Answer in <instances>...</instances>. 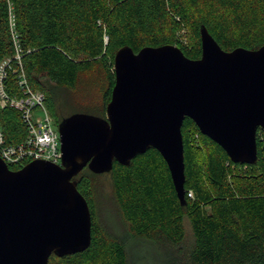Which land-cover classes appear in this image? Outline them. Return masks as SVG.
<instances>
[{"label": "trees", "instance_id": "obj_1", "mask_svg": "<svg viewBox=\"0 0 264 264\" xmlns=\"http://www.w3.org/2000/svg\"><path fill=\"white\" fill-rule=\"evenodd\" d=\"M200 26L223 51L256 50L264 46V0H0V64L11 59L6 92L22 95L20 67L12 59L13 36L28 87L43 94L46 110L59 124L71 114L57 117L58 90L99 89L104 111L120 48L137 53L144 47L174 45L196 60L201 56ZM181 31L187 34L185 43L178 41ZM0 130L7 144L26 136L20 113L12 108H0ZM181 135L184 206L153 148L127 166L114 162L107 173L126 232L163 252L164 264H264V133H256L254 165L232 163L188 118ZM95 176L84 168L73 178L91 213L89 247L62 258L51 255L48 264L51 259L60 264H133L123 242L96 223L90 193Z\"/></svg>", "mask_w": 264, "mask_h": 264}, {"label": "water", "instance_id": "obj_2", "mask_svg": "<svg viewBox=\"0 0 264 264\" xmlns=\"http://www.w3.org/2000/svg\"><path fill=\"white\" fill-rule=\"evenodd\" d=\"M201 56L174 45L120 48L105 118L74 113L57 125L60 165L35 160L13 171L0 158V264H48L85 251L91 242L88 202L73 180L84 168L107 174L155 149L181 206V127L190 119L234 164L257 162L264 133V46L223 51L200 26Z\"/></svg>", "mask_w": 264, "mask_h": 264}, {"label": "built area", "instance_id": "obj_3", "mask_svg": "<svg viewBox=\"0 0 264 264\" xmlns=\"http://www.w3.org/2000/svg\"><path fill=\"white\" fill-rule=\"evenodd\" d=\"M13 40L15 54L12 59L20 67L17 86L22 95L15 97L6 92L5 80L11 61L7 59L0 64V108H12L20 113L26 127V136L18 144H7L0 130V158L8 167H19V169L35 160L60 165L61 153L57 129H54L53 119L44 106L43 94L28 87L20 64L21 50L14 36ZM37 112L42 114L41 118L35 117Z\"/></svg>", "mask_w": 264, "mask_h": 264}, {"label": "rangeland", "instance_id": "obj_4", "mask_svg": "<svg viewBox=\"0 0 264 264\" xmlns=\"http://www.w3.org/2000/svg\"><path fill=\"white\" fill-rule=\"evenodd\" d=\"M186 32L181 31L178 36L179 42H186ZM90 87V86H89ZM100 90L89 88L85 91L80 90H58L61 107L57 111V117L79 113L89 112L101 115L105 118V110L100 95ZM69 106V107H68ZM104 112V113H103ZM42 114L37 112L36 118H41ZM54 123V129H57L58 123ZM201 156V155H200ZM200 158V157H199ZM91 205L93 207L96 223L102 231L114 239L121 240L131 255L133 264H164L165 255L157 251L150 243L137 239L126 232L123 220L117 209L111 181L107 174L97 175L90 178ZM50 264H60L56 259H51Z\"/></svg>", "mask_w": 264, "mask_h": 264}, {"label": "flooded vegetation", "instance_id": "obj_5", "mask_svg": "<svg viewBox=\"0 0 264 264\" xmlns=\"http://www.w3.org/2000/svg\"><path fill=\"white\" fill-rule=\"evenodd\" d=\"M70 116V115H69Z\"/></svg>", "mask_w": 264, "mask_h": 264}]
</instances>
